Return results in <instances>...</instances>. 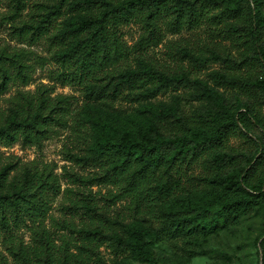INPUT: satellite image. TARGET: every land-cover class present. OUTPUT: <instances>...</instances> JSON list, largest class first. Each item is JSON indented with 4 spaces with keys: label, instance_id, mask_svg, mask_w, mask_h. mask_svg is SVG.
<instances>
[{
    "label": "trees",
    "instance_id": "obj_1",
    "mask_svg": "<svg viewBox=\"0 0 264 264\" xmlns=\"http://www.w3.org/2000/svg\"><path fill=\"white\" fill-rule=\"evenodd\" d=\"M23 3L14 0L13 13H18ZM245 9V19L226 23L223 29L243 32L251 49L248 56L257 68L244 76L212 71L214 79L232 89L229 98L221 92L217 105L210 103L201 80L191 76L187 68L165 70L140 54L160 41L162 22L172 32L198 24L204 12L197 0H51L36 2L24 19L14 22L13 16L10 18L11 29L27 41L44 35L56 40L53 54L61 67L58 75L82 84L88 102L98 101L108 109L116 98L142 101L154 95L155 89L169 86L187 87L195 101L186 115L182 107H168L155 100L158 110L147 128L139 130L140 138L127 130L119 140L101 135L77 155L85 163L102 165L99 177L119 185L129 197L139 224L130 220L127 224L131 229L126 232L125 222L86 203L89 211L111 223L110 228L100 220L91 222L76 229L81 242L64 239L56 245L44 227H37L33 244L22 240L9 244L15 264H89L93 258L102 263L99 246L104 242L116 253L128 251L150 260L144 232L156 241L167 239L177 248L179 238L216 232L240 215L254 212L256 206L264 209V124L258 115V106L264 104V13L257 6ZM62 15L67 16L55 25ZM130 21L139 22L143 28L134 45L138 62L116 68L128 55L120 26ZM171 49L181 60H203L186 44ZM12 69L13 76L27 81L26 65L19 54L0 46L1 88L11 79ZM227 102L234 106L233 111ZM6 113L5 120L0 121V140L7 142L18 135L34 141L45 131L47 121L56 118L54 106L43 95L16 100ZM224 113L231 117L225 120ZM232 129L248 137L254 148L247 151L222 144ZM205 151L208 153L203 159L215 168L206 193L179 207L172 206L180 167ZM9 169V165L0 164V224L8 225L10 212L15 220L27 216L34 221L43 216L45 190L53 183L50 173L25 166L9 175ZM261 252L264 264V239ZM188 254L197 252L189 250Z\"/></svg>",
    "mask_w": 264,
    "mask_h": 264
},
{
    "label": "rangeland",
    "instance_id": "obj_2",
    "mask_svg": "<svg viewBox=\"0 0 264 264\" xmlns=\"http://www.w3.org/2000/svg\"><path fill=\"white\" fill-rule=\"evenodd\" d=\"M45 1L51 0H23L24 7L13 13L14 0H0V46L18 53L28 73L27 81L23 82L19 76H13L12 69V77L6 87H0V121L5 120L10 103L23 98L34 99L39 95L46 97L47 102L54 106L56 117L47 121L45 131L39 133V138L34 141L21 135L8 142L0 140V164L10 166L9 175L29 166L50 173L53 179L52 186L45 190L46 211L43 216L34 221L27 216L15 220L10 212L8 225L0 224V264H15L9 244L19 240L33 244L37 227H44L56 245L62 244L64 239L71 243L81 242V235L76 229L91 222L100 220L110 228L111 223L89 211L86 203L113 219L122 220L126 223V232H130L131 227L127 223L131 220L139 224L140 221L129 197L117 183L99 177L101 164L85 163L77 159V155L101 135L119 140L123 131L127 130L133 137L140 138L139 130L147 128L158 110L155 100L168 104V107L173 104L182 107L186 115L191 112L188 108L190 104L195 102L188 95V88L180 86L155 89L154 95L142 101L116 98L108 109H104L98 101L88 102L82 84L67 81L58 75L61 67L53 54L56 40L44 35L30 42L11 29L12 16L14 22L24 19L36 2ZM197 3L202 4L204 12L198 24L172 32L162 22L160 41L147 46L140 54L165 70L181 66L187 68L191 76L201 80L210 103L217 105L221 92L229 98L232 89L214 79L212 71L219 69L244 76L253 74L257 68L248 56L251 49L243 32L225 30L223 25L245 19L247 6H257L264 13V0L260 3L254 0H197ZM230 9L234 11L229 12ZM65 16L62 15L54 24ZM142 31L137 21L120 26L128 55L116 64V68L137 64L136 55L139 52L134 45ZM178 44L188 45L201 54L203 60L193 63L179 59L171 49ZM227 106L233 111L231 103L227 102ZM222 115L225 120L231 117L230 113ZM258 115L264 124V104L258 106ZM222 144L239 150L254 148L248 137L233 129L224 137ZM207 153L203 152L192 163L180 167L176 195L170 202L172 206L179 207L206 193L215 172V168L208 166L203 159ZM256 208L216 232L179 238L177 248L167 239L156 241L151 234L144 232L143 240L150 248V260L128 251L116 253L104 242L99 246L102 263L93 258L89 264H262L264 209ZM189 250H195L197 254L189 255Z\"/></svg>",
    "mask_w": 264,
    "mask_h": 264
}]
</instances>
